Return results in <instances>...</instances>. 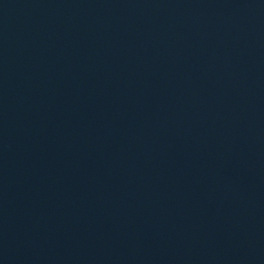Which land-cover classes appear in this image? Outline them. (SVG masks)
Wrapping results in <instances>:
<instances>
[{"label":"water","instance_id":"1","mask_svg":"<svg viewBox=\"0 0 264 264\" xmlns=\"http://www.w3.org/2000/svg\"><path fill=\"white\" fill-rule=\"evenodd\" d=\"M0 264H264V0H0Z\"/></svg>","mask_w":264,"mask_h":264}]
</instances>
